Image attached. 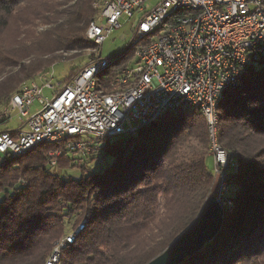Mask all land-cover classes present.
<instances>
[{"label": "trees", "instance_id": "1", "mask_svg": "<svg viewBox=\"0 0 264 264\" xmlns=\"http://www.w3.org/2000/svg\"><path fill=\"white\" fill-rule=\"evenodd\" d=\"M104 0H0V112L22 85L67 62L61 86L100 48L85 36ZM128 47L99 75L96 89L135 63ZM89 51L77 65L75 53ZM74 53V55L72 54ZM71 54V55H69ZM76 63V64H75ZM220 145L234 158L219 231L179 264H264V62L248 65L218 106ZM3 119H0V131ZM112 162L101 171L64 178L50 171L79 167L66 142L40 144L0 162V264H43L54 242L83 228L61 264H146L196 217L217 182L206 164L205 118L194 109L167 112L133 134L100 140ZM60 150L55 164L49 153ZM84 167L82 171H84Z\"/></svg>", "mask_w": 264, "mask_h": 264}, {"label": "built area", "instance_id": "2", "mask_svg": "<svg viewBox=\"0 0 264 264\" xmlns=\"http://www.w3.org/2000/svg\"><path fill=\"white\" fill-rule=\"evenodd\" d=\"M146 2L104 0L86 28V38L101 45L121 26V18L142 12L133 29V44L141 43L135 63L114 78L112 92L96 89L99 75L112 62L99 57L50 99L43 90L53 88V70L12 95L0 119L7 123L14 110L21 122L13 129L15 135L0 131V162L52 142L65 141L75 153L88 152L107 137L133 134L138 127L126 128L128 117L142 126L170 111L194 109L205 118L216 197L224 203L228 191L224 169L235 161L218 141V106L224 92L239 85L250 63L264 62V0H156L145 11ZM35 101L40 108L31 113ZM49 155L54 165L62 153L57 149ZM82 228L83 223L56 240L43 264H61L63 250Z\"/></svg>", "mask_w": 264, "mask_h": 264}, {"label": "rangeland", "instance_id": "3", "mask_svg": "<svg viewBox=\"0 0 264 264\" xmlns=\"http://www.w3.org/2000/svg\"><path fill=\"white\" fill-rule=\"evenodd\" d=\"M155 2L156 0H148V2H146L145 4V11L150 9V7ZM141 16H142V12H135L134 15L130 18H121L120 19L121 26L114 29L111 32V34L108 35V37L100 45V48L94 51V54L100 55L102 58H108L114 60L117 57V55H119V53L124 51L132 41L133 29L138 24ZM72 54L74 55V53ZM75 54L76 56L79 55L78 56L79 58H77L75 62L82 59L81 62H79L77 65H83L89 61V57H88L89 51L81 52V53L78 52ZM67 69H68L67 62L60 63L53 68L52 79H50L53 88L52 89L45 88L43 90V96L50 99L53 93L61 87L62 84L58 83V81L61 80L67 74ZM39 108L40 105L38 104L37 101H35L34 104L32 105L31 113L35 112ZM9 113L11 119L7 123L2 124L1 128L2 129L8 128L10 130L18 128L21 122L20 116L14 110L10 111ZM139 126H140L139 121L131 120L129 117L125 122L126 128L139 127ZM82 139L86 143L95 146L94 141L90 140L87 136H83ZM88 152H77L74 154V157L77 159L79 167L76 168L53 167L52 169H50V171L64 178H78L82 174L101 171L112 162V156L103 154V150L101 148H99L94 154L88 155L87 154ZM206 164L210 168L213 167V158L210 154L206 158ZM83 167L85 169L84 171H82Z\"/></svg>", "mask_w": 264, "mask_h": 264}, {"label": "water", "instance_id": "4", "mask_svg": "<svg viewBox=\"0 0 264 264\" xmlns=\"http://www.w3.org/2000/svg\"><path fill=\"white\" fill-rule=\"evenodd\" d=\"M228 204L226 195L224 203L218 200L216 194L209 196L191 223L146 264H179L197 252L219 231L223 220V207Z\"/></svg>", "mask_w": 264, "mask_h": 264}]
</instances>
